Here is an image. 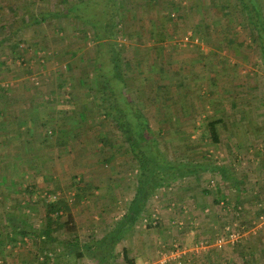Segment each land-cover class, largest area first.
<instances>
[{
	"label": "rangeland",
	"instance_id": "rangeland-1",
	"mask_svg": "<svg viewBox=\"0 0 264 264\" xmlns=\"http://www.w3.org/2000/svg\"><path fill=\"white\" fill-rule=\"evenodd\" d=\"M75 1L0 0V264H96L88 256L68 255L57 242L43 247L37 236L16 238L6 215L42 228L46 204L57 201L54 235L83 243L108 232L135 192L137 161L114 121L93 105L96 43L90 26L68 17L25 24ZM117 1L126 92L146 115L161 149L176 161L224 162L238 172L227 153L236 144L232 133L242 132L235 121L245 117L247 130L264 129L250 124L264 119V67L240 5L236 0ZM14 29L19 30L5 38ZM239 86L245 91L233 88ZM237 104L247 106L243 115L232 108ZM217 119L226 127L215 143L206 127ZM211 173L192 185L205 197L200 216L207 223L189 228L193 243L174 240L186 222L166 220L152 200L117 245V264H126L124 248L130 259H145L143 264H261L245 256L246 204L234 206L228 197H247L245 184L257 173L248 174L250 182L242 181L237 192L218 172ZM185 184L184 177L170 181L154 197L174 194L175 202L184 200ZM172 206L175 213L186 208L170 203L172 211ZM260 214L254 225L264 222ZM70 215L68 226L57 225ZM166 229L175 233L167 240L161 236ZM230 230L238 241L228 240ZM230 247L239 253L232 261L222 255Z\"/></svg>",
	"mask_w": 264,
	"mask_h": 264
},
{
	"label": "trees",
	"instance_id": "trees-1",
	"mask_svg": "<svg viewBox=\"0 0 264 264\" xmlns=\"http://www.w3.org/2000/svg\"><path fill=\"white\" fill-rule=\"evenodd\" d=\"M236 1L251 26L264 67V9L261 0ZM117 4V0H78L70 3L62 10L41 12L30 23L25 24H37L51 18L68 17L90 26L93 40L96 43L92 67L93 105L105 117L114 121L115 126L124 136L128 151L138 164L135 192L129 200L125 213L101 238L91 239L83 243L71 239H58L54 235L53 214L60 209V203L57 201L46 204L47 223L42 228L33 227L28 220L15 214L8 213L6 215V221L16 238L17 236L20 239L37 236L40 245L43 247L49 242H57L68 255H72L76 259L88 256L94 259L96 264H116V244L138 220L149 198L162 185L170 180L201 171L218 172L222 178L232 179L224 166L203 162L176 161L170 159L167 153L161 149L146 115L128 97L126 92V72L124 69L126 62L123 61L116 39L118 33L115 21ZM17 30L19 29L10 31L11 33H7L5 38ZM218 122V120L210 121L206 127V133L215 143L219 142ZM159 132L162 131L159 130ZM59 218L57 215L55 219ZM70 221H73L72 216H68L66 221L57 223V225L65 227ZM122 257L126 264H135L134 260L129 258L126 249H123Z\"/></svg>",
	"mask_w": 264,
	"mask_h": 264
},
{
	"label": "crops",
	"instance_id": "crops-1",
	"mask_svg": "<svg viewBox=\"0 0 264 264\" xmlns=\"http://www.w3.org/2000/svg\"><path fill=\"white\" fill-rule=\"evenodd\" d=\"M218 72L220 73L221 71H218ZM233 88L234 89L239 88L240 89L239 91H245L243 89V87H241V86L233 87ZM232 108L234 109L235 112H240V114L243 115V113L246 112V111H244V109H246L247 106L244 107V105H242V104H237L236 106L234 105ZM257 109H261V107H257ZM232 110H230V111H232ZM255 111H257V113H258L259 110H255ZM240 117L241 116L239 115V119H240ZM218 118H220V116ZM241 118H243V117H241ZM217 120L219 121L217 124V126H218L217 129L219 131V141H220V137L222 136V135H220V129H224L226 126L222 127V125L224 126L223 119L222 120L217 119ZM233 120H235V119H233ZM263 120L262 119H260V120H253L252 119L250 124L255 125L254 122H258V125L259 124L264 125ZM244 122L247 123L248 118L245 119V117H244V119L240 122L235 121V125H240V127L242 128V132L238 131L236 128V132L232 133L234 136L231 137L232 139L235 140L236 144L234 145L233 148L229 146V148L227 150V153H230L234 157L232 164H233L234 168H236L238 170V172L230 171L229 165H227L224 162H222L221 164L218 162L213 163V164L224 166L226 168V170L228 171V174L230 175V177H232L233 180L232 179L227 180L224 178L223 179L225 181H229L231 183L230 187L235 192H237L238 189H240L239 184H241L242 181L243 182L249 181L248 180V179H250L249 175L252 174L253 170L255 171V173H257L254 176L255 177L254 181H252V182L249 181L250 183L245 184L249 187V191H247L248 193L246 192L248 195L247 197H246V195L241 197V196H238L237 194H235L236 196L229 195L228 197L231 199L232 204L234 206L237 205L239 207L242 204H246V207H245L246 216H245V218L248 221H250V222H248L249 225L247 224L248 226L245 229L246 235H247V237H245V238H247V241L245 242L246 243L245 254L247 253L245 255L246 258L248 260L251 259V263H253V261H256V262L259 261V263L264 264V222H259L258 224L254 225L256 223L255 219L257 218V214L259 215L260 213L264 212V206L261 207V205L264 204V184L261 183V181H264V132H263L264 129H263V131L261 129L257 131L256 128H250L249 127V129L247 130L245 128L246 125L242 124ZM242 141L243 142L245 141V142L243 143ZM216 143H218V142H216ZM244 164H246V165H244ZM215 173H217V172H215ZM209 174H213V173H211L210 171H201V172H197L195 174H190V175L184 176V181L186 182V184L184 186V200L179 199V201L175 202L177 200V197H176V195L173 194V192L171 193L173 195L168 194V196H161V197H159V199H156L154 197V193H153L152 194L153 196H151L149 198L150 200L147 203L154 200L155 201L154 205L156 207H158L159 211H161V215L166 220L167 219H174L177 221L178 218L180 217V219H184V221L186 222L184 233L176 234L177 236L174 237V240H182V241L187 242L188 244H191V243H193L194 235H193V233L190 232L192 229H189V228H191L194 225L196 227L197 222L200 223L199 224L200 227L205 226L207 224L206 221H203V219L200 216L202 213V209L204 208V206H203L204 202L203 201H205L204 200L205 197L202 196L200 193H198L197 190L193 191L192 185L194 183H196L197 180L201 179L202 177L208 176ZM247 175L249 178H247ZM213 176H216V175H213ZM177 179L178 178H176V180ZM173 180H175V179H173ZM173 180H170V181H173ZM189 186H191V187H189ZM204 192H205L204 190L201 191V193L203 195H204ZM220 195H221V193H220ZM170 203L172 205H175V204L178 205V203L180 205L184 204V206L186 208L184 209V212H183L182 208L178 207V210H177L178 213H175L174 211L176 210V207L174 208L172 206V208H174V210L172 211L171 207H169ZM124 213H122L121 216ZM260 215H261V217H263V214H260ZM70 216H72V215H70ZM140 216H139V218H140ZM208 221H209V218H208ZM210 221H211V219H210ZM211 223H213L212 225H214V221L213 222L211 221ZM201 231L204 232V229L203 230L201 229L200 231L194 230V232H197V233H202ZM162 232H163V235L161 234V236L165 239L171 237L172 234L175 235V233L171 232L169 229L162 230ZM170 239L172 240V238H170ZM121 240H123V237L121 238ZM119 242L115 246L116 260L119 257V253H117V251H116V247L119 244ZM229 250L230 251H228V252L224 251L222 253V255L228 257L232 261V260H234V256H235V254L237 255L238 251H236L237 249H231V247ZM122 252H123V250H122ZM122 252H121V258L123 259ZM230 252L232 253L231 255H229ZM127 254H128V251H127ZM240 255H242V253H240ZM132 259L134 260L135 264H137V263L143 264L145 262V261H143L145 259H140L137 257V255H134V258L132 257ZM256 262H254V263H256ZM116 264H117V262H116Z\"/></svg>",
	"mask_w": 264,
	"mask_h": 264
},
{
	"label": "built area",
	"instance_id": "built-area-1",
	"mask_svg": "<svg viewBox=\"0 0 264 264\" xmlns=\"http://www.w3.org/2000/svg\"><path fill=\"white\" fill-rule=\"evenodd\" d=\"M228 240L231 242H236L238 241V233L235 230H230L228 233ZM223 244V239L219 238L216 241V245L221 247ZM175 255H172L174 257ZM0 263H1V258H0Z\"/></svg>",
	"mask_w": 264,
	"mask_h": 264
}]
</instances>
